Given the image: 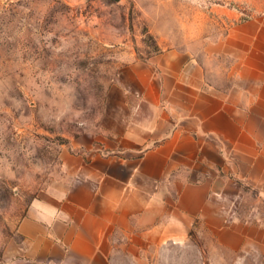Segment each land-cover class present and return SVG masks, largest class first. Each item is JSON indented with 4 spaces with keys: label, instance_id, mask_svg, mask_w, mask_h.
Returning <instances> with one entry per match:
<instances>
[{
    "label": "rangeland",
    "instance_id": "rangeland-1",
    "mask_svg": "<svg viewBox=\"0 0 264 264\" xmlns=\"http://www.w3.org/2000/svg\"><path fill=\"white\" fill-rule=\"evenodd\" d=\"M261 14L264 0H0V264L21 254L18 224L31 207L84 177L75 167L126 173L137 163V153L112 148L120 123L145 104L136 67L164 55L195 59L225 86L224 37ZM214 196L222 231L264 228V193L250 181L233 177ZM175 197L170 189V206ZM212 231L196 222L184 239L137 248L116 233V264H264L254 241Z\"/></svg>",
    "mask_w": 264,
    "mask_h": 264
},
{
    "label": "crops",
    "instance_id": "crops-1",
    "mask_svg": "<svg viewBox=\"0 0 264 264\" xmlns=\"http://www.w3.org/2000/svg\"><path fill=\"white\" fill-rule=\"evenodd\" d=\"M222 50L230 57L225 86L195 59L164 55L136 67L145 104L120 123L112 148L137 153V163L126 173L75 167L83 178L20 220L22 251L7 264H116V233L137 248L138 241L184 239L196 222L218 240L254 241L264 252V228L222 231L214 196L233 177L264 193V14L233 24Z\"/></svg>",
    "mask_w": 264,
    "mask_h": 264
}]
</instances>
